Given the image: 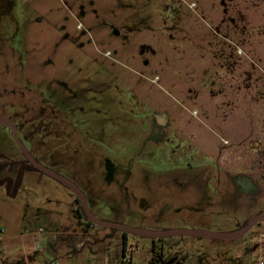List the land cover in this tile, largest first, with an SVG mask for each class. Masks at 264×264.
<instances>
[{"label": "rangeland", "instance_id": "374dc122", "mask_svg": "<svg viewBox=\"0 0 264 264\" xmlns=\"http://www.w3.org/2000/svg\"><path fill=\"white\" fill-rule=\"evenodd\" d=\"M3 118L99 220L233 231L264 213V0H0ZM0 151L17 152L1 124ZM7 176L0 264H258L264 248V220L153 239L91 224L50 176Z\"/></svg>", "mask_w": 264, "mask_h": 264}, {"label": "water", "instance_id": "95a60500", "mask_svg": "<svg viewBox=\"0 0 264 264\" xmlns=\"http://www.w3.org/2000/svg\"><path fill=\"white\" fill-rule=\"evenodd\" d=\"M0 124H7L13 128V125L9 121L4 120V119H0ZM14 136H15V139L17 140V137L15 135V131H14ZM18 143H19V141H18ZM40 170L44 174L52 177L53 179L59 181L60 183L66 185L69 189H71L73 191V193L81 201L83 210H84L87 218L89 219V221L91 223L98 225V226H104V227H110L113 229H119L123 232H130V233L145 236L148 238L159 239V238L168 237V236H172V235H189V236H194V237L231 239V238H235L237 236H240L241 234L248 231L254 224L264 220V213L258 214L256 216H254L251 220H249L244 226L239 227V228H237L233 231H229V232H214V231L193 230V229L149 230V229L130 227V226L122 225L119 223L102 221V220L97 219L91 213V211L88 208L87 202L84 198V195L82 194L80 189L73 182H71L70 180H68L67 178H65L59 174H56V173L48 170L47 168L40 167Z\"/></svg>", "mask_w": 264, "mask_h": 264}, {"label": "flooded vegetation", "instance_id": "af4514ba", "mask_svg": "<svg viewBox=\"0 0 264 264\" xmlns=\"http://www.w3.org/2000/svg\"><path fill=\"white\" fill-rule=\"evenodd\" d=\"M80 13H83V12L80 11ZM80 27H81V24L78 23L76 25V28H80ZM115 33H117V32H115ZM54 43H56V41H54ZM3 119L9 121L13 125V128H12L10 125L1 124V125L6 126L8 128V130L10 131L11 137H12V139L14 141V144H15V146L17 148V152L14 151V152H10V153L9 152L5 153V152L0 151V171H8V172L12 171V172H14V176H13L14 178L11 177V176H7L6 179L9 180V182H10L9 183V187L17 189V188L20 187V184H21V182L23 180V177L26 174H28V173H36V174H38L40 176L41 174H44L40 170V167H42V168H47V167H45L43 165V162L41 160V144H39V146L37 145V146H33V147L30 146V145L26 146L20 140V138L18 136L17 127L14 125V123L11 120H9V119H6V118H3ZM14 131H15V135H16L17 140L19 141V143L15 139ZM187 173H190V172L189 171H185V170L182 171V174L187 175ZM191 173H194V172H191ZM44 175H46V174H44ZM193 175L196 176V177L202 176L201 173H195ZM75 200H76V202H77V204H78V206L80 208L79 209V215L85 217L89 221V219L87 218V216H86V214H85V212L83 210L82 203H81V201L78 199V197L76 195H75ZM91 224H93V223H91ZM237 228H239V227H237ZM130 263L131 262H129V264Z\"/></svg>", "mask_w": 264, "mask_h": 264}, {"label": "built area", "instance_id": "2783aa9c", "mask_svg": "<svg viewBox=\"0 0 264 264\" xmlns=\"http://www.w3.org/2000/svg\"><path fill=\"white\" fill-rule=\"evenodd\" d=\"M258 264H264V248L262 249L261 254L259 256Z\"/></svg>", "mask_w": 264, "mask_h": 264}, {"label": "trees", "instance_id": "16d2710c", "mask_svg": "<svg viewBox=\"0 0 264 264\" xmlns=\"http://www.w3.org/2000/svg\"><path fill=\"white\" fill-rule=\"evenodd\" d=\"M126 243H125V240H123V245H122V254H124L125 253V245Z\"/></svg>", "mask_w": 264, "mask_h": 264}]
</instances>
